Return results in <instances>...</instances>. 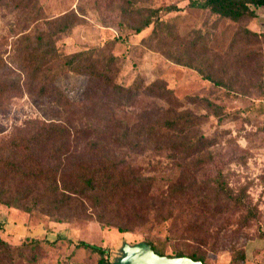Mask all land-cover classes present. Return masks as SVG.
<instances>
[{
    "label": "rangeland",
    "instance_id": "obj_1",
    "mask_svg": "<svg viewBox=\"0 0 264 264\" xmlns=\"http://www.w3.org/2000/svg\"><path fill=\"white\" fill-rule=\"evenodd\" d=\"M127 1L39 0V5L44 19L67 13L76 16L75 24L57 40L62 53L95 49L97 57L119 56L122 67L117 81L125 85L137 76L146 84L164 82L173 90L178 109L199 117L198 134L212 143L185 161L181 154L168 149L121 152L120 157L143 176L154 178L158 195L154 205L148 200L142 203L144 223L129 226L126 232L101 224L88 205L82 217L58 222L62 216L56 212L50 216L45 199L30 212L0 203V237L9 243V252L0 248V264H100L98 254L76 248L79 241L107 249L109 260L115 262L124 243L145 240L153 241L167 255L173 249L185 254L195 251L206 264H264V7L258 9L256 19L237 23L189 7L191 0H132L144 8H180L161 13L169 28L153 31L152 25L136 34L130 27L121 30L122 7ZM43 27V20L30 23L25 15L0 6V58L12 63L21 37ZM246 27L260 37L248 38L243 32ZM178 55L180 63L174 60ZM206 75L223 84L217 85ZM57 82L70 100L80 103L86 78L66 74ZM192 97L211 101L217 108L201 100L194 102ZM155 104L164 103L139 97L117 113L121 119L134 122ZM217 111L223 120L215 116ZM30 119L64 121L63 107L51 98L27 93L14 98L0 114L4 131L0 134V152H5L14 128L23 127ZM196 159L203 161L191 170L196 185L224 179L236 193L241 191L255 217L246 220L247 209L233 208L209 220L180 198H163L178 180L182 167ZM108 211L115 214L114 207ZM125 211L122 207L120 213ZM193 223L204 224L217 236L216 241L197 245L187 240L184 229ZM34 239H40L38 245Z\"/></svg>",
    "mask_w": 264,
    "mask_h": 264
},
{
    "label": "trees",
    "instance_id": "obj_2",
    "mask_svg": "<svg viewBox=\"0 0 264 264\" xmlns=\"http://www.w3.org/2000/svg\"><path fill=\"white\" fill-rule=\"evenodd\" d=\"M0 6L25 15L30 23L39 24L42 20L44 23L43 28L21 37L12 63L0 58V114L7 111L14 98L27 93L53 99L63 107L65 118L60 122L30 119L23 127L14 128L5 152H0V203L30 212L37 208V202L45 199L47 213L62 216L56 217L58 222L71 216L82 217L88 205L101 224L114 226L120 232L128 231L129 226L142 225L145 221L142 203L148 200L154 205L158 197L155 180L143 176L137 167L121 158V152L138 154L168 149L181 154V160L185 161L212 143L198 134L199 117L179 110L173 90L162 81L146 84L137 76L129 85L118 82L122 67L119 56L97 57L95 49L62 53L57 40L75 24L74 14L44 19L39 0H0ZM188 6L239 23L256 19L264 0H191ZM179 10L176 5L144 8L128 0L122 7L121 30L130 27L139 34L152 25L153 31L169 28L161 19V13ZM243 32L248 38L260 37L247 27ZM179 56L174 58L177 63L181 62ZM66 74L86 78L80 103L70 100L57 82ZM204 77L217 85L223 84L220 79ZM139 97L164 104H155L141 112L134 122L121 119L117 112ZM191 100H201L217 108L213 102L200 97ZM215 116L223 120L219 111ZM3 132L0 126V134ZM202 162L196 159L190 166H183L178 180L170 185L163 198H180L209 220L233 208L247 209L246 220L249 216L255 217L241 191L236 193L224 179L196 185L191 170ZM111 207L115 208V214L109 213ZM122 207L126 211L120 213ZM204 226L201 223L187 225L184 229L187 240L197 245L216 241L217 236ZM33 242L38 245L40 239ZM144 242L159 255L187 256L205 263L195 251L185 254L173 249L172 254L167 255L153 241ZM0 248L9 252V243L1 237ZM76 248L98 254L100 264H114L108 258V250L99 245L79 241Z\"/></svg>",
    "mask_w": 264,
    "mask_h": 264
},
{
    "label": "water",
    "instance_id": "obj_3",
    "mask_svg": "<svg viewBox=\"0 0 264 264\" xmlns=\"http://www.w3.org/2000/svg\"><path fill=\"white\" fill-rule=\"evenodd\" d=\"M114 264H205L201 260H194L187 256L169 257L157 254L152 247L145 243H124L121 256Z\"/></svg>",
    "mask_w": 264,
    "mask_h": 264
}]
</instances>
